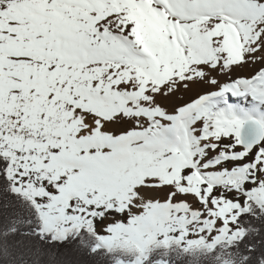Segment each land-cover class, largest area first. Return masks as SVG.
Wrapping results in <instances>:
<instances>
[{
	"label": "snow or ice",
	"instance_id": "6c2138e0",
	"mask_svg": "<svg viewBox=\"0 0 264 264\" xmlns=\"http://www.w3.org/2000/svg\"><path fill=\"white\" fill-rule=\"evenodd\" d=\"M0 264H264V0H0Z\"/></svg>",
	"mask_w": 264,
	"mask_h": 264
}]
</instances>
